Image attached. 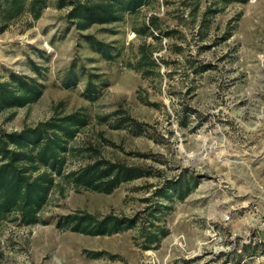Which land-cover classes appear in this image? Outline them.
Returning a JSON list of instances; mask_svg holds the SVG:
<instances>
[{
	"label": "rangeland",
	"instance_id": "obj_1",
	"mask_svg": "<svg viewBox=\"0 0 264 264\" xmlns=\"http://www.w3.org/2000/svg\"><path fill=\"white\" fill-rule=\"evenodd\" d=\"M29 1L0 33V78L35 77L42 94L0 112V129L76 110L88 123L68 141L63 173L54 175L36 221L23 224L18 213L0 219V264H264V0H149L83 31L57 0H46L37 19ZM141 45L155 65L138 70ZM127 117L139 122L138 134L130 121L114 127ZM98 158L151 174L111 193L75 189L65 175ZM180 179L192 188L184 198L155 195L166 180ZM156 204L163 207L151 214ZM76 210L139 213L148 230L167 232L143 249L141 225L97 236L57 227Z\"/></svg>",
	"mask_w": 264,
	"mask_h": 264
},
{
	"label": "trees",
	"instance_id": "obj_2",
	"mask_svg": "<svg viewBox=\"0 0 264 264\" xmlns=\"http://www.w3.org/2000/svg\"><path fill=\"white\" fill-rule=\"evenodd\" d=\"M149 0H57L58 8L69 7L66 19L73 23L79 31L88 29L94 24H107L120 21L126 13L137 12ZM223 4L231 2L245 3L248 0H217ZM26 0H0V33L5 29L7 21L17 17L26 9ZM27 10L33 19H37L46 0H30ZM155 17L150 24H155ZM144 26L141 32H148ZM90 44L102 52L100 43ZM143 45L138 47L139 59L135 67L141 69V63L155 65V61L147 54ZM109 55V54H108ZM33 70L40 74V68L33 64ZM69 87V83L65 84ZM42 94L41 84L35 77L10 73L8 78H0V112L12 108L24 107L37 101ZM88 97L94 95V89L88 83ZM107 117V116H106ZM106 117L100 118L104 121ZM108 118V117H107ZM130 121L135 134L141 130L139 122L127 117L117 120L114 127L121 128ZM88 123L87 116L76 110L66 114H55L34 126H24L20 130L4 131L0 129V219L10 213H18L23 224L36 221V214L46 203L54 183V175L63 173L65 153L68 141ZM151 172L139 165H128L123 162L98 158L76 170L69 171L65 177L75 189H86L100 193H111L120 184L150 175ZM197 182L194 183V186ZM192 188L183 180H166L163 187L155 191V195L171 199L173 195L182 199ZM157 203V202H156ZM151 214L157 213L162 204L152 206ZM145 219V218H144ZM139 213L133 216H117L105 214L96 216L87 211L76 210L60 216L57 227L84 235H110L140 226L143 233L142 248L149 249L152 243L158 245L160 238L166 235L163 228L154 227L148 230ZM245 246L242 245V248ZM104 252L92 251V258H99ZM240 262V261H239Z\"/></svg>",
	"mask_w": 264,
	"mask_h": 264
},
{
	"label": "built area",
	"instance_id": "obj_3",
	"mask_svg": "<svg viewBox=\"0 0 264 264\" xmlns=\"http://www.w3.org/2000/svg\"><path fill=\"white\" fill-rule=\"evenodd\" d=\"M231 218V212L230 211H228V212H225L224 214H223V220H229Z\"/></svg>",
	"mask_w": 264,
	"mask_h": 264
},
{
	"label": "crops",
	"instance_id": "obj_4",
	"mask_svg": "<svg viewBox=\"0 0 264 264\" xmlns=\"http://www.w3.org/2000/svg\"><path fill=\"white\" fill-rule=\"evenodd\" d=\"M245 247L243 248V249H245L246 247H247V245H244ZM248 250H250V249H248ZM253 254H252V252H249V254H248V258H252V257H254V256H252Z\"/></svg>",
	"mask_w": 264,
	"mask_h": 264
}]
</instances>
